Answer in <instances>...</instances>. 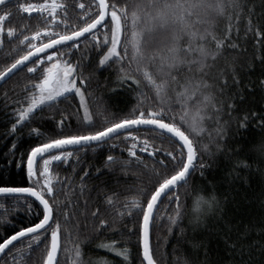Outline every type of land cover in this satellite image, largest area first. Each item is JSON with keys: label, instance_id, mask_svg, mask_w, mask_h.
<instances>
[{"label": "snow or ice", "instance_id": "6c2138e0", "mask_svg": "<svg viewBox=\"0 0 264 264\" xmlns=\"http://www.w3.org/2000/svg\"><path fill=\"white\" fill-rule=\"evenodd\" d=\"M8 4H13L20 14H27L22 19L34 20L35 30H30L27 22L6 26L13 16ZM260 6L264 9V0H260ZM255 7L250 0H15V3L0 0V51L10 43L8 55L20 53L0 69V82L23 69L32 77L21 88L22 99L12 100L4 93L10 104L17 105L12 109L11 134L14 136L17 128L31 121L38 111L72 96L79 98L81 125L86 129L46 138L27 151L26 159L22 155L17 167L23 168L26 164V184L0 183V209L4 208L5 201L15 200L18 207L26 205L25 210L31 213L34 203L30 198L38 201L36 207L41 209L35 222L30 221L2 239L0 256H7L11 264H29V261L60 264L61 238L66 236L71 241V247L66 248L68 264H85L78 232L73 233L67 227V221L75 219V211L69 213L67 204L57 196V185L66 188L69 178L59 176L54 167L60 162L68 163L74 157L73 150L79 152L92 145L119 140L121 135L124 142H130L126 148L127 159L121 161L108 155L105 167L112 171L120 167L127 174L126 169L135 163L140 169L139 186L123 202L117 199L115 192L106 195L104 200L114 209L117 218H131L140 213L136 224L126 226L129 235L138 236L140 264H160L150 233L157 216L164 215L157 210L165 197V207H172L167 215L169 232L184 214L190 192L195 193L190 209L194 222L206 211H215L216 198L205 197L202 189L190 188L187 181L197 167L202 170L206 167L202 160L197 165L198 159L204 154L214 155L210 144L215 145L217 152L223 151L227 144L229 122L223 119V113L227 109L231 114L235 103L234 99L230 102L223 99L229 73L219 68L218 62L228 56L229 48L238 47L230 43L234 21L238 23L244 16L248 31H253ZM222 18L227 19L223 28L220 26ZM254 31L258 38H264L259 28ZM82 41L88 42L87 48L80 47ZM93 48L99 56L95 63L91 55ZM258 58L264 62V57ZM113 62L118 65L120 85L135 91L137 98L136 104L120 116L103 104H98L93 111L85 99L92 72L86 74L84 69L91 65L95 71H100ZM225 64H228L227 59ZM230 75L231 83L239 85L234 66ZM261 84L264 85V79ZM247 120L245 115L239 127L246 130ZM58 123L62 129L64 121ZM209 124L215 127L210 129ZM258 126L264 130V119L258 121ZM141 129H144L142 135ZM206 133L209 142L203 143ZM29 134L43 135L40 127L31 128ZM156 140L161 141L159 146L154 143ZM165 145L175 147L168 150ZM15 147L13 143L9 154L14 155ZM162 149L163 158L155 160ZM137 150L153 159L151 167ZM247 151L264 159V138L250 144ZM228 154L232 155L231 149ZM5 159L12 162L7 155ZM75 159L79 160V156ZM240 163L250 167L246 161ZM87 171L85 169L82 178ZM84 203L87 205V201ZM61 209L66 222L63 227L57 218ZM85 210L82 209L81 214ZM90 215L95 220L101 216V209H92ZM74 227L79 229L78 221ZM106 227H110L109 220L100 218L98 230ZM247 237V226L238 225L235 238L230 234L226 239V247L238 264H254L255 246H245ZM41 244L44 247L34 258ZM99 247L115 253L123 261L130 257L129 248L118 247L116 240L103 242ZM204 254L207 256V250ZM96 264L108 262L100 259ZM177 264H194V261L180 257Z\"/></svg>", "mask_w": 264, "mask_h": 264}, {"label": "trees", "instance_id": "16d2710c", "mask_svg": "<svg viewBox=\"0 0 264 264\" xmlns=\"http://www.w3.org/2000/svg\"><path fill=\"white\" fill-rule=\"evenodd\" d=\"M250 3L256 5L251 25L253 31H248L249 25L244 16L238 23L234 21L230 43L238 44V47L234 50L229 48L228 56L222 57L218 62V67L229 73V85L224 89L223 99L225 102L234 99L235 103V110L231 114L227 109L223 113V119L229 122L227 144L221 152H217L215 145L210 144L214 155L204 154L198 159L197 165L202 160L206 167L203 170L197 167L187 181L190 188L202 189L205 197L214 196L218 207L215 211H206L198 222H194L190 209L195 193L190 192L186 199L187 207L184 214L176 225H172V232H169L167 215L172 211V207H165L167 203V197H165L157 210L164 215L157 216L150 233V242L160 264H177L180 257H187L194 261V264H238L229 248L226 247L227 237L231 234L235 238L238 225L248 228L245 246H255L252 256L254 264H264V159H258L247 151L250 144L258 143L261 138H264V130L258 126V121L264 119V85L261 84V80L264 79V62L258 58L264 57V38H258L254 31L259 28L264 32V9L260 6V0H250ZM7 7L12 8L13 16L10 22H6V26L8 23L27 22L31 26L30 30H35L34 20L22 19V16L26 18L27 14H20L13 4H8ZM226 25L227 19L222 18L221 28ZM87 46V41L81 42L82 49ZM10 49L9 43L3 51H0V69L20 54L13 52L8 55ZM96 52L97 50L93 48L91 55L94 63L99 60ZM75 59L76 57L73 56V60ZM233 66L240 78L239 85L231 83L230 73ZM84 71L86 74L92 72L85 99L93 111L98 104H103L110 112L120 116L136 104L135 91L129 89L127 85H120L117 79L118 65L115 62L108 64L100 71H95L91 65ZM30 78H32L31 75H26V69H23L15 72L0 85V183L26 184V164L23 168H18L17 163L22 155L26 159V153L32 146L58 134H73L86 130L81 125L82 110L79 109V98L72 96L38 111L31 121L23 127H18L13 136L10 131L11 123L14 122L12 109L17 105L10 104L4 98V93L7 92L12 100L22 99L24 93L21 88ZM252 113L256 115L253 116ZM245 115L248 116L246 130L239 127V121ZM61 120L64 121L62 129L58 123ZM99 123L97 121V125ZM33 127H40L43 135H30V129ZM214 127V124H209L210 129ZM143 132L144 129H141L140 134L142 135ZM202 140L203 143L209 142L207 133ZM13 143L16 147L14 155H11L9 149ZM129 143L124 142L121 135L119 140L113 139L100 145H92L79 152L73 150L74 157L68 163L60 162L54 167V171L59 176L69 178L66 181V188L57 185V196L67 204L69 213L75 211V219L67 221V227L73 233L78 232L85 264H96L102 257H107L110 264H140L138 236L127 233V227L137 223L140 213H135L131 218L127 216L117 218L114 215V209L106 205L104 200L106 195L115 192L117 199L123 202L124 198L134 194V189L139 186L140 169L135 163L126 169L127 174L120 167H116L114 171L105 167V158L108 155H114L121 161L127 159L126 148ZM154 143L159 146L161 141L156 140ZM113 144L117 147L113 148ZM165 147L172 150L175 145H165ZM228 149L232 150V155L228 154ZM201 150L203 151L202 148ZM6 155L8 160L12 161L11 163L5 159ZM77 155L79 160L75 159ZM138 155H143L151 167L153 159H150L147 153L140 154L138 151ZM161 158H163V149L155 160L158 161ZM240 161H246L250 167H246ZM171 167L170 164L169 169ZM85 169L88 171L82 178ZM202 171L203 175H201ZM181 191H184L183 186ZM30 199L34 203L31 213L25 210L26 205L18 207L15 200L4 202V208L0 209V242L19 227L27 226L30 221L35 222L41 214V209L36 207L38 202L33 198ZM174 203L173 201L172 204ZM96 207L101 209V216L93 220L90 213ZM82 209H86L84 214H81ZM57 218L60 219L63 227L66 223L63 219V209L59 211ZM100 218L108 219L110 227L98 230ZM77 221L79 222L78 230L74 227ZM113 221H115L114 225ZM111 240H116L118 247L129 248L130 257L127 261L99 247V244ZM17 247H19L18 244ZM43 247L44 244H41L40 249L33 254L34 258L39 256ZM69 247H71V241L66 236H62L60 264H68L69 253L66 248ZM205 250H207V256L204 254ZM6 261L7 264H11L7 256H1L0 264H5ZM29 264H33V261H29Z\"/></svg>", "mask_w": 264, "mask_h": 264}, {"label": "rangeland", "instance_id": "374dc122", "mask_svg": "<svg viewBox=\"0 0 264 264\" xmlns=\"http://www.w3.org/2000/svg\"><path fill=\"white\" fill-rule=\"evenodd\" d=\"M109 253H112V252L109 251ZM113 254H115V253H112L111 255H113ZM102 259L107 260L108 264H110V262L108 261V258H107V257H106V258L102 257ZM99 260H100V259H99Z\"/></svg>", "mask_w": 264, "mask_h": 264}, {"label": "water", "instance_id": "95a60500", "mask_svg": "<svg viewBox=\"0 0 264 264\" xmlns=\"http://www.w3.org/2000/svg\"><path fill=\"white\" fill-rule=\"evenodd\" d=\"M17 72V71H16ZM15 73V72H14ZM12 76V75H11ZM4 81H2V82H0V85L3 83ZM34 199V198H33ZM38 202V201H37ZM0 258H1V256H0Z\"/></svg>", "mask_w": 264, "mask_h": 264}]
</instances>
